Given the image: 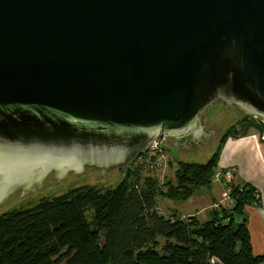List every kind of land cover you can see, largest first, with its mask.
I'll use <instances>...</instances> for the list:
<instances>
[{"label": "water", "instance_id": "obj_1", "mask_svg": "<svg viewBox=\"0 0 264 264\" xmlns=\"http://www.w3.org/2000/svg\"><path fill=\"white\" fill-rule=\"evenodd\" d=\"M217 103L264 123V0H0V205L196 150Z\"/></svg>", "mask_w": 264, "mask_h": 264}, {"label": "trees", "instance_id": "obj_2", "mask_svg": "<svg viewBox=\"0 0 264 264\" xmlns=\"http://www.w3.org/2000/svg\"><path fill=\"white\" fill-rule=\"evenodd\" d=\"M263 130L264 123L245 116L206 163L177 162L173 179L160 182L144 161L133 159L113 188L78 187L1 215L0 264H263L246 223L245 208L259 201L251 186L229 181L232 206L212 209L207 220L163 216L158 205L186 202L209 188L223 144Z\"/></svg>", "mask_w": 264, "mask_h": 264}, {"label": "rangeland", "instance_id": "obj_3", "mask_svg": "<svg viewBox=\"0 0 264 264\" xmlns=\"http://www.w3.org/2000/svg\"><path fill=\"white\" fill-rule=\"evenodd\" d=\"M235 108H229L227 112H223L222 104L217 103L213 107L209 108L206 113L205 123L206 129L212 130L214 136L211 137L208 141L204 142L202 145H199L196 150H184L181 148H173L169 140L166 139L165 149L167 158L169 160L167 168L165 169V174L161 180L157 174V179L160 182H163L164 179L171 178L173 179L176 163L179 161L182 162H191V163H206L210 156L216 151L219 141L224 133H226L231 125H234L241 118L245 117L244 114L240 112H234ZM257 136L264 134L263 132L257 133ZM172 163V167L169 166V163ZM55 176L49 175V177L44 181L42 189L33 192L30 195L21 196V192H16L11 195L9 199L3 204L0 205V216L10 213L12 210H22L25 208L33 207V205L43 201L44 199H52L56 196H61L66 194V192L77 189L78 187H88L93 186L96 188H101L103 190L113 188L121 182V179L124 177L123 173H118L116 170L109 173L108 176H102L97 171L87 169L81 175H72L68 174L65 180L58 182L54 179ZM101 177V178H100ZM58 182V183H57ZM57 183V184H56ZM204 191L212 192L211 189L207 191L206 189H199L198 192ZM21 196V197H20ZM198 195L193 198L197 199ZM190 198L186 202H172L168 199L160 200L159 208L163 216L168 214H178V213H194L195 209H198L201 202L195 201V199ZM92 210L89 208L86 211V219L88 222L92 221L91 219ZM93 225V223H92Z\"/></svg>", "mask_w": 264, "mask_h": 264}, {"label": "crops", "instance_id": "obj_4", "mask_svg": "<svg viewBox=\"0 0 264 264\" xmlns=\"http://www.w3.org/2000/svg\"><path fill=\"white\" fill-rule=\"evenodd\" d=\"M253 135L257 136L252 131L248 136L230 137L220 151L217 169L229 173L231 185L246 184L257 190L259 201L245 208L246 223L254 256H264V141ZM210 189L212 192L208 193L196 191L194 197L198 195L197 199L191 197L202 203L194 213L190 211L168 215H179L182 218L197 216L201 220H207L215 204H219L216 209L229 207L227 200L223 198V181H213L206 190Z\"/></svg>", "mask_w": 264, "mask_h": 264}, {"label": "built area", "instance_id": "obj_5", "mask_svg": "<svg viewBox=\"0 0 264 264\" xmlns=\"http://www.w3.org/2000/svg\"><path fill=\"white\" fill-rule=\"evenodd\" d=\"M254 138H258L260 141H264V134L261 136H255L253 135ZM166 139L165 137H163V139H159L156 138L152 141L151 144H149V146L146 148V151L144 152L145 157H138L135 158V160L137 159L138 162H140V164L142 163V161H144L149 170L152 171L153 173L157 174H161L159 176V178L162 180L165 174V169L167 168V164L169 162L168 158H167V154H166V149H165V144H166ZM230 176L228 172H224V171H217L214 176L212 177L211 180H213L214 182H221L223 181V198L225 200H227L229 207L232 206V202L230 200V187L228 182ZM219 204H215L213 206L214 209L218 208ZM209 264H217L216 261L213 259L210 261Z\"/></svg>", "mask_w": 264, "mask_h": 264}, {"label": "flooded vegetation", "instance_id": "obj_6", "mask_svg": "<svg viewBox=\"0 0 264 264\" xmlns=\"http://www.w3.org/2000/svg\"><path fill=\"white\" fill-rule=\"evenodd\" d=\"M240 121V120H239Z\"/></svg>", "mask_w": 264, "mask_h": 264}]
</instances>
